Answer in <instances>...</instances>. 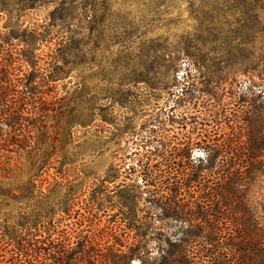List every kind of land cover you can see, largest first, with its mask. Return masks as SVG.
Masks as SVG:
<instances>
[{"label":"rangeland","instance_id":"1","mask_svg":"<svg viewBox=\"0 0 264 264\" xmlns=\"http://www.w3.org/2000/svg\"><path fill=\"white\" fill-rule=\"evenodd\" d=\"M201 4L0 0V94L7 92L14 112H27L21 129L0 124V162L8 177L1 180L14 189L0 198V225L11 224L14 198L25 202L23 197L49 188L56 201L66 203L76 193L70 212L60 214L64 225L112 236L107 245L118 240L124 254L135 253L126 264H173L172 245L205 224L168 218L146 194L151 186L143 182L139 159L151 149L141 148L149 140L145 127L179 95L172 79L179 82L187 66L180 60L176 72L158 69L153 49L197 26ZM183 134L175 129L168 136ZM100 135L118 145L99 141ZM192 154L204 158L200 150ZM109 175L117 179L106 182ZM96 197L101 200L93 203ZM200 258L195 248L188 261L197 264Z\"/></svg>","mask_w":264,"mask_h":264},{"label":"trees","instance_id":"2","mask_svg":"<svg viewBox=\"0 0 264 264\" xmlns=\"http://www.w3.org/2000/svg\"><path fill=\"white\" fill-rule=\"evenodd\" d=\"M197 14L190 32L153 49L158 69L176 72L180 60L187 66L179 82L172 79L179 95L145 127L149 140L142 137L141 148L151 149L139 160L151 186L146 194L168 218L205 224L172 245L173 264H191L195 248L202 254L197 264H264V0H202ZM0 101V124L21 129L24 107L14 112L6 91ZM175 129L183 136L169 137ZM196 149L204 158L193 157ZM0 174V198L8 197L14 189L1 180L8 178L1 162ZM116 179L109 175L106 182ZM47 189L25 202L14 198L11 224L0 225V264H126L134 256L124 254L118 240L107 245L110 235L64 225L60 214L70 212L77 194L61 203ZM122 199L117 204L124 206Z\"/></svg>","mask_w":264,"mask_h":264}]
</instances>
